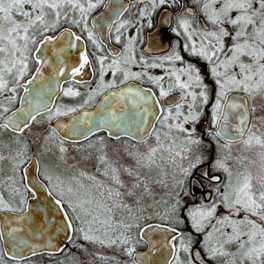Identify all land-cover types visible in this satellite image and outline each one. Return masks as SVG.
<instances>
[{"label":"snow or ice","instance_id":"snow-or-ice-1","mask_svg":"<svg viewBox=\"0 0 264 264\" xmlns=\"http://www.w3.org/2000/svg\"><path fill=\"white\" fill-rule=\"evenodd\" d=\"M233 146L264 149V0H0V264H264V176Z\"/></svg>","mask_w":264,"mask_h":264},{"label":"flooded vegetation","instance_id":"flooded-vegetation-1","mask_svg":"<svg viewBox=\"0 0 264 264\" xmlns=\"http://www.w3.org/2000/svg\"><path fill=\"white\" fill-rule=\"evenodd\" d=\"M122 2L125 3V4H127V3H129V0H122ZM104 11H105V10H104L103 8H100V9L96 10V12H94L92 15H93V16H95V15H99L101 12H104ZM133 11H134V9H133ZM159 18H160V13L157 12V13L155 14V16L153 17V22L156 23V21H158ZM63 27H64V28H67V27H69V25L65 24V25H63ZM61 30H62V29H61ZM72 30H73V31H77L76 29H72ZM168 40H171V41L174 42V41L176 40V37L173 36V35H168V36H166L165 44H167V41H168ZM113 47L119 48V45H115V44H113ZM182 54L184 55L185 60H190V59H191V57H189L187 54H184V53H182ZM197 64H198V66L200 67L201 74H202V76H203V78H204L205 83L208 84V85H210V86H212V92H213V95H214V92H215V86L213 85V81H212V79L210 78V75H209V73H208V71H207V65L204 64L203 62H200V61H197ZM181 66H182V65H180L179 63H177V65H176V67H181ZM139 70H140V69H138V68H133V71H139ZM147 71H149V73H150L151 75H164V74H165V73H164V70L159 69V68H157V69H148ZM110 78H111L110 75L105 77L106 81L109 80ZM182 79H184V77H182ZM117 81H119V76L117 77ZM129 83H131V84H135L136 86L143 87V88H145V89H151L152 91H155V92H157V94H158V89H156L152 84L148 83L146 77L143 78L142 81H129ZM94 86H95V82H94V84H93V87H94ZM64 87H68V85L65 84ZM78 90L81 91V93H82L81 97H77V98H67V97H63V95L61 94L60 97L55 101V103L58 104V105H59V104H65V105H67V106H78L79 103H81L82 100L85 98L84 93H86V91H87V90L84 89V88H78ZM197 91H198V90H197ZM230 94H232V93H230ZM173 95H179V92L173 93ZM101 98H102V97H97V98L95 99V101H93L92 104L88 105L87 108H86L85 110L93 109V108L95 107V105L98 104V102L100 101ZM170 98H171V97H169V99H170ZM211 103H212V100H210L209 105L205 106V108H204V117L202 118V120L200 121V123L197 125V130H198L200 133H202V134H203V133H206L207 131L210 130V108H211ZM16 106L18 107L19 105L17 104ZM13 110H14V109H13ZM72 115H74V114H70L69 116H65L64 118L61 117L60 119H61L63 122H65V121L68 120V118H69L70 116H72ZM35 127H36V126L33 125V129H35ZM26 134H27V133H26ZM10 135H11V133H6V134H5V139H7L8 136H10ZM99 135H106V134H105V133H100ZM204 139H205L206 142H208L210 138L207 137V136L205 135V136H204ZM93 141H95V137H93ZM107 143L109 144V150H108V151H109V153H110V155H111V146H112L115 142H114V141H111V140H108ZM131 143L134 144L135 141H132ZM149 143H153V141H152V140H149ZM70 144H71V143H70ZM73 146H74V145H73ZM205 147H209V148H210V152H209V153L207 152V154H208V158H209V162H210L211 159H212V157H213L212 155H214V154L216 153V151H217V149H216V142H215V143L208 142V143L205 144ZM137 148H138L140 151H144V146H140V145H138ZM236 148H237L236 146H233V147L231 148V150H230L234 156L237 155L236 152H233ZM51 164H53V163H51ZM53 165H54V164H53ZM216 174L220 175L222 178H223V176H224L223 173H219V172H218V173H216ZM101 178H102V177H101ZM204 190H205V191H209V188H208L207 185H205ZM191 199H192L191 201H189V202L186 203L187 206H192V205L199 204V203L201 202L202 195H201V194H197V195L195 196L194 199H193V198H191ZM185 223H188V221H187L186 218H185ZM189 229H190V227L187 226V230H189ZM141 250H142V249H141ZM59 255H60V254H59ZM42 256H43V259H46V258L49 259V256H48V255H42ZM57 256H58V255H57ZM36 257H41V256H36ZM36 257H33V258H36ZM33 258H32V259H33Z\"/></svg>","mask_w":264,"mask_h":264},{"label":"rangeland","instance_id":"rangeland-1","mask_svg":"<svg viewBox=\"0 0 264 264\" xmlns=\"http://www.w3.org/2000/svg\"><path fill=\"white\" fill-rule=\"evenodd\" d=\"M25 135L27 136V138L29 140L33 139V137L31 135H29V134H25ZM49 143L54 145L57 142L56 141H50ZM65 146L69 148V152L67 154L69 157L76 155V152L74 150L75 146H73L70 143L66 144ZM53 151L55 152V148L53 149ZM233 152H236L237 155H240L242 157L247 158V160L245 161L246 168L251 173L253 182L258 183L260 181V178L262 176H264V149H260V148H256V147L249 149V148H244L241 146L239 148L237 147ZM109 155H110V153H109ZM237 155L234 156L232 154L233 160H235ZM51 163H53L55 165V163H56L55 156L50 155L49 157H43L41 159L42 167L44 165L53 166V164H51ZM69 163H72L71 159H69ZM229 164L231 167H233V170H235L236 165L232 164L231 161H229ZM85 182L87 183V181H85ZM156 192H157V196H158L160 193L158 188L156 189ZM196 240H197V244H199V242L201 240V236L197 235ZM80 243H84V242L80 241ZM71 252L77 253L75 251H71ZM81 258L83 259V255H81ZM61 259H66V257L63 256V257H61ZM32 264H39V263L38 262H32ZM40 264H54V261L51 262V261L45 260V261H42V263H40Z\"/></svg>","mask_w":264,"mask_h":264},{"label":"trees","instance_id":"trees-1","mask_svg":"<svg viewBox=\"0 0 264 264\" xmlns=\"http://www.w3.org/2000/svg\"><path fill=\"white\" fill-rule=\"evenodd\" d=\"M209 141H210V139H209ZM211 143H215V141H210ZM206 148V151L209 153L210 152V148L209 147H205ZM215 155V154H214ZM214 155H212V156H214ZM158 190H159V195L157 196V198H159V196L162 194V190L161 189H159L158 188ZM192 199H191V197H186L185 198V203H187V202H189V201H191ZM181 215L183 216V212L181 213ZM153 222H155V221H153ZM187 226H188V223H185V225L183 226V228H182V230L185 232V233H188V232H190L191 231V229H189V230H187ZM68 247L71 249V251H75V252H77L78 253V255H82V254H80L79 252H78V250L76 249V248H72L71 247V245H68ZM143 248V247H142ZM142 248H139V249H142ZM138 249V250H139ZM89 250L91 251V250H93L92 249V247H91V245H89ZM64 256V254L63 253H61L60 255H58V256H54V257H49V259L48 258H46V259H43V256H41V257H36V258H33L32 259V262H38L39 264L40 263H42V261H51V262H53L54 261V264L58 261V260H60L61 259V257H63ZM57 264V263H56Z\"/></svg>","mask_w":264,"mask_h":264},{"label":"water","instance_id":"water-1","mask_svg":"<svg viewBox=\"0 0 264 264\" xmlns=\"http://www.w3.org/2000/svg\"><path fill=\"white\" fill-rule=\"evenodd\" d=\"M70 59L71 60H74L75 59V55H72L71 57H70ZM45 72H46V74H47V69H45ZM230 95H236V93H232V94H230ZM102 99V98H101ZM100 99V100H101ZM100 102V101H99ZM98 102V103H99ZM87 111H95V107L93 108V109H90V110H87ZM75 115H77V114H74V115H72V116H70L69 118H68V120H66L65 121V123H70V121H71V118L73 117V116H75ZM207 165L206 164H204V165H201V167H206ZM216 175H218V174H216ZM193 183H195V181H193ZM208 191H205L204 190V188H202V189H198L196 192H195V196L197 195V194H201L202 196L205 194V193H207ZM34 203V202H33ZM63 241V237L61 236V237H58L55 241H54V243H60V242H62ZM147 250V248H146V246L144 247V249H142V250H139V251H141V252H144V251H146Z\"/></svg>","mask_w":264,"mask_h":264}]
</instances>
